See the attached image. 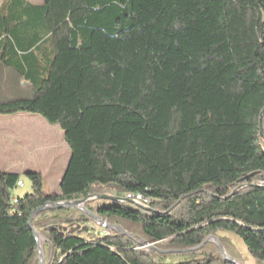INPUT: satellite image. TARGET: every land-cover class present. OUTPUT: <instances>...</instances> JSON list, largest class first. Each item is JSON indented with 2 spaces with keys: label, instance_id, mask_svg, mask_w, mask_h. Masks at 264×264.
<instances>
[{
  "label": "trees",
  "instance_id": "trees-1",
  "mask_svg": "<svg viewBox=\"0 0 264 264\" xmlns=\"http://www.w3.org/2000/svg\"><path fill=\"white\" fill-rule=\"evenodd\" d=\"M6 71L31 97L0 116L58 126L69 159L57 194L38 172L0 170V264H38L34 210L91 196L116 199L85 208L127 236L43 211V264H228L213 242L145 248L209 237L242 264L219 233L264 262V0H3L0 83Z\"/></svg>",
  "mask_w": 264,
  "mask_h": 264
},
{
  "label": "rangeland",
  "instance_id": "rangeland-1",
  "mask_svg": "<svg viewBox=\"0 0 264 264\" xmlns=\"http://www.w3.org/2000/svg\"><path fill=\"white\" fill-rule=\"evenodd\" d=\"M2 0H0L1 2ZM32 3H39L41 0H27ZM17 81V82H15ZM26 87V86H25ZM23 86L22 82H19L14 73L10 71L5 72V77L1 80L0 83V102L4 101L7 98H30L31 93L27 91ZM40 118V117H38ZM42 127L36 128V136L27 138L26 142V153L30 151L29 157L25 160V166H29L35 171L39 172L43 179V191L47 194H57L58 186L60 183V177L62 176L67 161L69 159V150L65 146L63 140V133L58 126H50L42 118ZM39 129V130H37ZM26 134L28 132H25ZM24 132L23 134L26 135ZM25 154L24 156H26ZM23 156V157H24ZM32 156V158H31ZM6 160V159H5ZM23 160V159H22ZM11 163L19 165V162H13L12 159L6 160ZM23 164V165H24ZM17 171H21L19 168ZM23 188H17L13 194L16 197H22L25 194L31 192V185L27 179H22ZM95 197L89 199L93 200ZM86 204V203H85ZM74 210V209H71ZM77 211V210H76ZM65 213H60L58 216H64ZM100 226H95L94 231L98 232ZM101 231H103L101 229ZM219 236H224L228 238L231 243L235 246L236 250L240 254V259L242 264H264V262L254 261L246 252V249L242 242L235 236L230 234L219 233ZM43 243V241H41ZM188 257L183 258L182 256H171L167 259L169 263H180Z\"/></svg>",
  "mask_w": 264,
  "mask_h": 264
},
{
  "label": "crops",
  "instance_id": "crops-1",
  "mask_svg": "<svg viewBox=\"0 0 264 264\" xmlns=\"http://www.w3.org/2000/svg\"><path fill=\"white\" fill-rule=\"evenodd\" d=\"M28 2L31 4H40L42 0L39 3H32L30 1ZM23 86L25 87L26 84L23 83ZM38 117L39 116L30 115V114L0 116V170L8 173L19 174V175H23L26 172H37L35 171V169H32L31 167L25 166L24 163L30 154V151L26 153V150H28L26 148L27 138L29 136L31 137L36 136V133H38L36 131V128L42 127V122L41 120H39L40 118ZM23 132L24 133L28 132V133L27 134L25 133L26 135H24ZM25 154L27 155L24 156ZM5 159L6 160L12 159L13 162L18 161L19 165L16 166L17 164H14V166H12L11 163L6 161ZM18 168L21 171H17Z\"/></svg>",
  "mask_w": 264,
  "mask_h": 264
},
{
  "label": "water",
  "instance_id": "water-1",
  "mask_svg": "<svg viewBox=\"0 0 264 264\" xmlns=\"http://www.w3.org/2000/svg\"><path fill=\"white\" fill-rule=\"evenodd\" d=\"M263 139V136H262ZM28 173V172H26ZM97 198V199H106V200H111V201H115V198L112 197H108V196H91L87 199H83V200H77V201H72V202H62V203H53V204H48L45 205L39 209L34 210L29 217L28 220V227L29 229L32 231L34 238L37 242V252H38V264H43L44 262V258H43V254H42V249L40 246V242L43 241V239L41 238L40 234L38 232H36L33 228H32V221L33 219L36 217V215H38L39 213L46 211V210H50V209H74L80 212H83L84 214H86L88 217H90L91 219H93L96 224L98 226H100L101 228H105L109 231L112 232H118L123 236H127V233L118 226H108L105 223L101 222L99 218H97L96 216H94L89 210H87L85 208V203L91 199V198ZM209 242H213L215 244V246L217 247L219 254L221 256V258L227 262L228 264H240L239 262L229 258L222 246L220 245L219 241L217 240V238L215 237H209L207 238L199 247L193 249V250H189V251H179V252H173V251H167V252H163V251H159L157 249H155L154 247L150 246V245H146L145 248L149 251L153 250L158 252L159 254H163V255H172V254H177V253H189V252H195L197 250H199L200 248H202L205 244L209 243Z\"/></svg>",
  "mask_w": 264,
  "mask_h": 264
},
{
  "label": "built area",
  "instance_id": "built-area-1",
  "mask_svg": "<svg viewBox=\"0 0 264 264\" xmlns=\"http://www.w3.org/2000/svg\"><path fill=\"white\" fill-rule=\"evenodd\" d=\"M16 187L17 188H23L24 186H23V183L21 181H19V182H17ZM128 201L135 203V204H138L142 207H146L148 204V200H146L142 196L125 195L123 198V202H128Z\"/></svg>",
  "mask_w": 264,
  "mask_h": 264
},
{
  "label": "bare ground",
  "instance_id": "bare-ground-1",
  "mask_svg": "<svg viewBox=\"0 0 264 264\" xmlns=\"http://www.w3.org/2000/svg\"><path fill=\"white\" fill-rule=\"evenodd\" d=\"M134 196H139V195H134Z\"/></svg>",
  "mask_w": 264,
  "mask_h": 264
}]
</instances>
